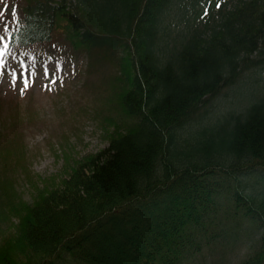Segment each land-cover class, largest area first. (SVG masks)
I'll return each instance as SVG.
<instances>
[{
  "label": "trees",
  "instance_id": "trees-1",
  "mask_svg": "<svg viewBox=\"0 0 264 264\" xmlns=\"http://www.w3.org/2000/svg\"><path fill=\"white\" fill-rule=\"evenodd\" d=\"M227 2L25 0L7 60L86 57L83 85L100 93L109 144L79 159L68 145L67 176L32 181L31 202L0 177V221L13 229L0 264L203 262L245 227L236 264H264V0ZM253 74L257 96L216 113ZM18 138L0 140L4 161L19 156Z\"/></svg>",
  "mask_w": 264,
  "mask_h": 264
},
{
  "label": "rangeland",
  "instance_id": "rangeland-1",
  "mask_svg": "<svg viewBox=\"0 0 264 264\" xmlns=\"http://www.w3.org/2000/svg\"><path fill=\"white\" fill-rule=\"evenodd\" d=\"M16 2L0 0V35H5L4 42L7 35L5 26L7 30L10 28L9 19L17 17L25 0ZM221 3L222 0H214V9L219 8ZM233 3L234 0H228L226 8H232ZM7 58L4 55L3 64L0 65V140L1 144L6 145L7 137L18 135L22 147L19 156L12 154L7 162L0 156V177L14 178L15 188L24 200L31 202L36 191L33 182L42 186L40 177H56L58 182L57 177L67 176L69 166L66 164L64 150L68 145L73 158L77 159L108 146L109 138L99 113L104 104L98 91L92 86L83 85L87 76L86 57L71 62L62 60L61 56L55 61H49L47 55L43 59L33 55L18 63ZM96 75L91 74L90 77L94 79ZM261 75L264 76V73ZM261 75L245 76L236 86L227 89L214 101L215 112L220 113L232 107L240 109L256 97L261 87L252 91L249 89L257 83L256 77ZM25 80L28 81L27 88H24ZM111 115L117 120L122 114L113 108ZM107 125L109 131L114 129V125ZM12 145H16V142L13 141ZM12 221L17 223L18 218L13 217ZM244 222L246 226L248 221L245 219ZM8 224L0 221V240L13 230L8 228ZM245 228L237 237L226 235L219 239L216 248L224 249V254L218 253L215 257L208 255L203 262L202 258L199 262L193 257L195 263L192 260L186 264H212L213 260H217L218 264H236L247 250L248 233H244ZM65 259L58 264H78L71 261L69 255Z\"/></svg>",
  "mask_w": 264,
  "mask_h": 264
},
{
  "label": "snow or ice",
  "instance_id": "snow-or-ice-1",
  "mask_svg": "<svg viewBox=\"0 0 264 264\" xmlns=\"http://www.w3.org/2000/svg\"><path fill=\"white\" fill-rule=\"evenodd\" d=\"M217 7H219V4H217ZM6 10V9H5ZM0 15H2V13H0ZM13 16H15V12H13ZM7 26H5V33L7 34ZM5 41V35H0V65L3 64V60L2 57L6 54L7 49H8V45L6 43H4ZM28 87V81L25 80L24 81V88ZM24 88L21 89V93H23Z\"/></svg>",
  "mask_w": 264,
  "mask_h": 264
}]
</instances>
